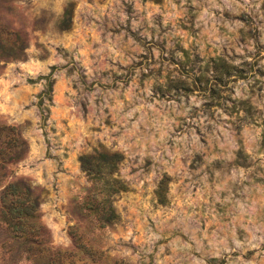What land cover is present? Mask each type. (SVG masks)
<instances>
[{
    "label": "rangeland",
    "instance_id": "374dc122",
    "mask_svg": "<svg viewBox=\"0 0 264 264\" xmlns=\"http://www.w3.org/2000/svg\"><path fill=\"white\" fill-rule=\"evenodd\" d=\"M0 21L25 42L0 56V123L26 142L0 190L42 189L51 246L75 264H264V0H13ZM17 246L0 264H36Z\"/></svg>",
    "mask_w": 264,
    "mask_h": 264
},
{
    "label": "trees",
    "instance_id": "16d2710c",
    "mask_svg": "<svg viewBox=\"0 0 264 264\" xmlns=\"http://www.w3.org/2000/svg\"><path fill=\"white\" fill-rule=\"evenodd\" d=\"M7 1L13 0H0V7ZM72 9L73 2H69L63 12L60 28L69 26ZM4 25L0 24V56L14 58L24 56V40L17 31H12ZM220 64L223 66L219 68V71L223 68L224 73H228L234 67L224 62ZM6 127H9L10 132L2 136L3 129ZM25 143V139L21 137L17 128L13 125L7 126L0 123V180L6 165L23 156ZM105 154L107 156L104 155L102 161L109 166H113L115 158L120 156L116 152H105ZM80 159L82 166L87 170H99V164L93 163L90 156L84 154L80 156ZM35 189L36 186L31 180L20 178L7 181L0 190V229L6 233V236L0 240V248L9 251L14 249L15 245L18 244L17 248H19V244H23L24 251L27 252L26 256L33 258L36 264H75V253L72 250L61 251L49 244V232L38 220V205L42 189L38 192H35ZM160 200H164L162 192ZM115 215V211H107L100 216V219L111 218ZM72 232L74 234V231L71 230ZM79 246L83 247L91 256L99 252V249H92L91 244L83 243L81 240H79Z\"/></svg>",
    "mask_w": 264,
    "mask_h": 264
}]
</instances>
